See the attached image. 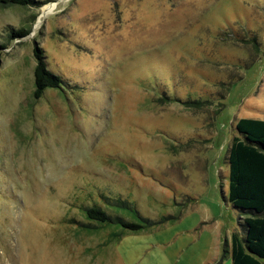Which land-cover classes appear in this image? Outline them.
<instances>
[{
	"label": "rangeland",
	"instance_id": "obj_1",
	"mask_svg": "<svg viewBox=\"0 0 264 264\" xmlns=\"http://www.w3.org/2000/svg\"><path fill=\"white\" fill-rule=\"evenodd\" d=\"M33 1L0 7V264H231L227 156L239 119L264 120V0ZM35 45L64 82L39 99Z\"/></svg>",
	"mask_w": 264,
	"mask_h": 264
},
{
	"label": "trees",
	"instance_id": "obj_2",
	"mask_svg": "<svg viewBox=\"0 0 264 264\" xmlns=\"http://www.w3.org/2000/svg\"><path fill=\"white\" fill-rule=\"evenodd\" d=\"M40 7L42 4L33 0H0V7ZM25 28L11 32V37L24 38L28 34ZM6 49L0 45L1 52ZM33 56L36 61L34 68L33 99L42 97L46 89L58 90L62 87V79L47 68L44 51L35 45ZM1 62V60H0ZM157 102L161 105L179 103L187 110H202L205 102L181 100L167 94L166 91H153ZM211 103V102H210ZM239 136H234L228 150L229 185L228 201L242 216L244 234L231 235L230 250H224L223 257L229 254L231 264H264V120L253 118L239 119L235 124ZM121 210L136 212L128 202L119 200ZM82 212L86 219L97 222L94 228L117 224L127 231H138L137 224L124 221L123 217H111L99 207H85ZM152 223H148L151 225Z\"/></svg>",
	"mask_w": 264,
	"mask_h": 264
},
{
	"label": "bare ground",
	"instance_id": "obj_3",
	"mask_svg": "<svg viewBox=\"0 0 264 264\" xmlns=\"http://www.w3.org/2000/svg\"><path fill=\"white\" fill-rule=\"evenodd\" d=\"M56 4H49L47 6H44L42 8V12H43V15L47 14V13H50L54 8H55Z\"/></svg>",
	"mask_w": 264,
	"mask_h": 264
}]
</instances>
